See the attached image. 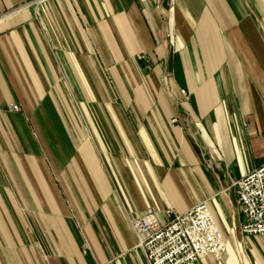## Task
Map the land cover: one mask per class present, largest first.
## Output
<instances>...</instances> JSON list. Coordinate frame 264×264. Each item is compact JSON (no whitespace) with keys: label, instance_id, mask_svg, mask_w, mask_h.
I'll list each match as a JSON object with an SVG mask.
<instances>
[{"label":"crops","instance_id":"crops-1","mask_svg":"<svg viewBox=\"0 0 264 264\" xmlns=\"http://www.w3.org/2000/svg\"><path fill=\"white\" fill-rule=\"evenodd\" d=\"M263 164L264 0H0V264H150L133 222L201 202L190 264H264Z\"/></svg>","mask_w":264,"mask_h":264},{"label":"built area","instance_id":"built-area-1","mask_svg":"<svg viewBox=\"0 0 264 264\" xmlns=\"http://www.w3.org/2000/svg\"><path fill=\"white\" fill-rule=\"evenodd\" d=\"M46 1L34 0L36 4ZM236 185L238 204L245 215L242 231L264 235V164ZM166 214L169 221L164 226L159 225L152 208L133 222L150 264H190L207 255L217 259L224 256L227 244L207 202L199 203L184 214L174 215L171 210Z\"/></svg>","mask_w":264,"mask_h":264}]
</instances>
